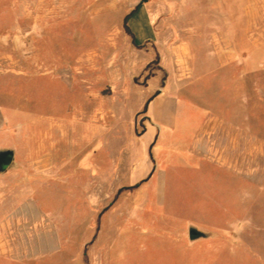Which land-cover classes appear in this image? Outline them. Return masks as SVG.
Listing matches in <instances>:
<instances>
[{
  "label": "rangeland",
  "instance_id": "374dc122",
  "mask_svg": "<svg viewBox=\"0 0 264 264\" xmlns=\"http://www.w3.org/2000/svg\"><path fill=\"white\" fill-rule=\"evenodd\" d=\"M140 1L147 7L125 23ZM157 9L167 71L158 56L145 65L136 48L153 39L147 10ZM201 18L207 25L193 27ZM195 28L200 34L191 33ZM166 80L196 117L214 121L197 124L156 156L154 140L142 141L145 108L157 93L150 85ZM64 119L65 136L56 129ZM195 145L208 152H194ZM5 149L14 160L0 173V222L42 215L50 238L72 244L84 229L73 210L95 211L94 227L122 195L148 194L164 199L159 223L132 241L118 232L112 264H264V0H0ZM142 161L150 166L145 178L157 167L159 178L167 176L122 185ZM31 189L39 200L18 202ZM165 214L177 217V229L192 222L205 236L193 250L171 246L167 238L177 232L166 227ZM239 224L241 242L253 245L256 257L199 247L210 243L207 233ZM36 263L53 264L54 257ZM0 264L26 263L0 257Z\"/></svg>",
  "mask_w": 264,
  "mask_h": 264
},
{
  "label": "crops",
  "instance_id": "0c3cea01",
  "mask_svg": "<svg viewBox=\"0 0 264 264\" xmlns=\"http://www.w3.org/2000/svg\"><path fill=\"white\" fill-rule=\"evenodd\" d=\"M205 5L208 6V3ZM141 6L147 7L144 2L140 1L135 8H140ZM135 8L130 13L133 14ZM159 11L160 9H157L151 13L147 10L149 25L154 29V37L153 39L144 41L143 44L136 46V48L141 49L139 51L144 53L145 65L158 56L161 60V66L167 71L165 44L160 42V33L154 23ZM220 11L221 8H217L214 17V20H216L215 24L218 22L220 24V20L223 17V13L221 14ZM130 13L126 16L127 18L131 15ZM195 24L196 26L193 27L199 28L207 25V21L201 18ZM189 26L192 25L190 24ZM191 33L196 35L200 34L196 28ZM146 45H152L154 47L152 48V52L144 50ZM150 88V90H157V93L146 101V115L144 116L146 124L143 129L142 141L144 144H149L154 140L155 146L153 151L156 156L163 154L166 149L174 146L175 140L183 137L188 132H192L195 128L198 129L197 124L214 121L209 115L196 117L197 114L194 115L196 108L175 95L176 93L169 80L164 81L162 86L159 87L152 84ZM141 102H144V96ZM79 105L77 103L76 106ZM73 118H75L74 114ZM66 121L68 120L64 119L56 124V129H59L63 136H65L64 128ZM202 129L203 127H200V131ZM88 138H90L89 127ZM193 151L196 153L205 151L206 153L208 152V148L195 145L193 146ZM31 167L39 166L31 164ZM149 169L150 166L147 162L142 161L132 171L131 178L127 179V182L122 185L134 186L140 181H147L150 184L155 180L162 181L167 176L164 175L163 178H159L155 173L161 172V170L157 167L153 169L154 173L145 178ZM44 193L42 192L41 197H43ZM35 196L34 190L31 189L27 194L18 196V202L38 201L39 199ZM163 200V198L148 194L122 195L109 209L99 215V221L97 223L93 221L94 227L90 220L95 219V211L78 212L73 210L72 214L74 219L76 221L78 219V227L84 226V229L80 230V236L75 237L74 240L77 239L72 244H69L68 241V243L59 242L61 238L58 235L55 238H50L53 229L50 227V221L42 217V215H37L36 217L31 215L32 217H30L27 216L28 213H21L24 216H20L18 213L12 223L0 222V257L9 259L12 263L26 264H37L36 262L38 261L47 260L52 257H54L53 264H112L113 244L115 242V236H118V232H121L125 236L123 241L125 239L127 241L136 239L134 235L145 231V229L153 232L155 225L160 221V214L156 212V209L160 208ZM163 220L168 229L177 232L175 237L169 235V238H167L169 244L173 247L184 249L185 251L187 249L193 250L192 248L197 244L190 238L189 231L192 227H196L195 224L188 222L177 229L176 216L165 214ZM61 223L64 225L63 222L57 221L58 225H61ZM85 227H88V230H85ZM12 229L15 241H12V239L11 241L9 240L12 236L10 234ZM19 236H29L30 240L26 239L24 242H19ZM64 239L62 237V240ZM205 239L206 241L209 240L210 243L203 246L199 245V247H207L215 250L222 246L232 252L244 249L250 253L246 256L256 257V253L252 251L253 245L241 242L240 224L238 227L228 229L224 233H207ZM214 241L219 242L214 243ZM261 260L263 261V258Z\"/></svg>",
  "mask_w": 264,
  "mask_h": 264
},
{
  "label": "water",
  "instance_id": "95a60500",
  "mask_svg": "<svg viewBox=\"0 0 264 264\" xmlns=\"http://www.w3.org/2000/svg\"><path fill=\"white\" fill-rule=\"evenodd\" d=\"M138 7L135 8L134 11L137 10ZM132 14V13H130ZM127 17L124 22L126 23ZM14 160V151L10 149L0 150V173L6 172L10 166L12 165ZM190 238L192 240L204 237L205 234L201 231L197 230L195 227H192L189 231Z\"/></svg>",
  "mask_w": 264,
  "mask_h": 264
},
{
  "label": "trees",
  "instance_id": "16d2710c",
  "mask_svg": "<svg viewBox=\"0 0 264 264\" xmlns=\"http://www.w3.org/2000/svg\"><path fill=\"white\" fill-rule=\"evenodd\" d=\"M129 30V29H128Z\"/></svg>",
  "mask_w": 264,
  "mask_h": 264
}]
</instances>
